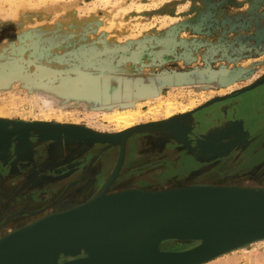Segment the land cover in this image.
Masks as SVG:
<instances>
[{"label":"rangeland","instance_id":"1","mask_svg":"<svg viewBox=\"0 0 264 264\" xmlns=\"http://www.w3.org/2000/svg\"><path fill=\"white\" fill-rule=\"evenodd\" d=\"M45 100L66 107L43 108ZM108 102L148 113L134 125L158 123L173 140L167 148L198 158L195 165L211 163L202 174H213L217 183L264 187V0H0V119L32 128L24 140L0 149L5 232L85 202L88 195L75 194L74 185L92 159L101 164L95 175L102 184L105 152L120 146L90 133L118 131L102 113ZM166 102L178 118L188 117L173 130L166 128ZM154 107L161 112L151 119ZM236 119L247 127L234 145L213 157L197 154V132ZM60 127L66 134H57ZM258 133L263 140L255 141ZM55 139L69 151L40 154ZM26 141L28 148L18 150ZM75 161L78 168L68 167ZM124 172L111 183L121 182ZM253 249L263 251L264 241L228 251L215 263L253 264L246 260ZM84 254L62 253L59 261Z\"/></svg>","mask_w":264,"mask_h":264},{"label":"water","instance_id":"2","mask_svg":"<svg viewBox=\"0 0 264 264\" xmlns=\"http://www.w3.org/2000/svg\"><path fill=\"white\" fill-rule=\"evenodd\" d=\"M247 110L248 107L245 112ZM23 123L15 121L10 127V123L0 119V128L9 129L6 138L10 140L9 145L21 136L19 132L23 128L29 131L24 137L32 132V128L24 126ZM91 134L94 139L109 141L102 138V133ZM124 156L125 145L122 147L114 174L106 185L119 173ZM176 203H204L210 205L211 209L177 217L133 250L92 253L80 246L72 245L143 211L162 204ZM167 234L171 236H165ZM262 236L264 209L242 205L214 184L191 185L157 193H145L122 205H116L113 201L88 200L76 209H69L57 216L28 225L6 238L0 243V264H20L44 248L52 249L55 264H198L199 261L203 263L210 261L252 241L228 248L233 244ZM163 237H166L167 241H191L193 244L186 248L162 249L159 245L165 241ZM82 250L85 251L83 256L63 263L58 261L62 253L76 255Z\"/></svg>","mask_w":264,"mask_h":264},{"label":"bare ground","instance_id":"3","mask_svg":"<svg viewBox=\"0 0 264 264\" xmlns=\"http://www.w3.org/2000/svg\"><path fill=\"white\" fill-rule=\"evenodd\" d=\"M109 3L110 2L106 1L107 6L110 5ZM112 22H113V20H112ZM113 23H111L112 26L110 24V26H111L110 28H112L114 25H115L114 27H116V25L119 26V24H121V22H119L117 24L114 23V25H113ZM12 47H13V45H12ZM62 103H64V102H62ZM62 103L60 102V100L56 103H53L50 101L48 102V100H45V103H43L42 107L43 108L44 107H47V108H52V107L53 108H55V107L60 108L61 107V109H59V110H60V112L61 111L63 112L65 109L64 107H66L65 106L66 104H62ZM110 103L108 102V105ZM117 105H121V107H123V108L126 107V104L124 102L123 103L121 102L118 104H112L111 103V105L107 108V110L102 111V113L107 120H109L110 122H113L115 124L116 130H118V131L114 132V133H104V134L102 133L101 136H102V138H106L105 140H109L110 143H113V144L119 143V145H120L119 158L121 155V150H122L123 145H125V154H126L127 140L133 134L138 133V132H144V131L145 132H153V133L154 132H159V133L163 132L160 130L161 127L158 123H155V125H153V124H151L152 122H147V123H149L147 125L146 124H141L140 126L134 125L140 119L145 118L148 113L147 114L145 113L146 115H143L142 110H140V109L122 110V109H120V107H117ZM62 107L64 109H62ZM164 107H166L165 111H164V115H165V117L169 118V121H168L169 123L166 126V128L173 130L177 125L176 122H180L182 120H188V117H182V118L179 117L178 118L176 111H175V107L171 103L166 102V106L164 104ZM164 107H162V108H164ZM158 108L154 107V108L149 109L151 112H154L153 113L154 118H151V119H156L157 116L159 117L158 113H159V111L161 112V110H160V108L159 109ZM186 109L187 108H181V111H185ZM0 115L3 116V113H0ZM42 118L48 120L47 117H42ZM150 125H152V126H150ZM24 129H26V128H23V130H20L19 133H21V136H19L18 139L24 140V138H25L24 136L27 134V132H29V131H26L28 129H26V130H24ZM66 129H64L63 127L57 128V134L58 135L66 134ZM149 129H151V130L158 129V130L151 131ZM244 130L245 129L243 127V123L239 119L228 120L227 122L223 121L220 125H216V126L209 128L205 133L201 134L200 137L196 138L197 141H196L195 150H197V154H199V155H205L206 157L212 156L215 153L221 152V150L227 149L230 146L234 145L236 143V141L241 138V135L244 133ZM8 134H9V129L7 127L0 128V147H2V150H4L6 148V146L9 145L10 140H6V138L8 137ZM175 136H178V135L176 134ZM91 137H93V134H91ZM59 138H60V136H59ZM158 139H160V138H158ZM68 141H70V140H68ZM88 141H90V140H88ZM25 143H29V142L26 141V142L21 143L20 147H17V149L20 150L22 148H26V147L28 148V145ZM60 145H61V141L59 139H57V140L55 139V140H53V142H51L47 145V149H48V151H50V156H51V152L55 153L53 151H56V150H57L56 152H58V148L61 147ZM63 146H64V144H63ZM106 150H107V148H106ZM23 151H27V149L26 150L23 149ZM124 158H125V156H124ZM106 160H107L106 164L110 165L111 164V158L109 155L107 156ZM118 161H119V159H118ZM114 171H115V168H114L112 174H110V177H111V175L114 174ZM191 185H208V184L207 183L180 184L177 186H170V187L167 186V187L155 188V189H150V190H145V189L137 187V186H124V187H121L117 190L109 191L108 190L109 185L108 184L106 185V183H105V184H103V186H101V188H98L93 193H91V195L89 196V198L86 201H88V200H91V201L103 200V201H108V202L113 201V203H115L116 205L117 204L122 205V204L127 203L131 199H133L139 195L145 194V193L146 194L147 193H157V192H161V191H168L171 189H177V188L187 187V186H191ZM214 185H217V188H219L220 190L229 193L233 197L234 201H237L242 205H246L247 207H255L257 209H264V187H261V186L256 187V186H248V185H228V184H223V183H218V184H214ZM144 191H145V193H144ZM85 202H83V203H85ZM83 203L77 204L75 206H72V207H69L66 209H61V210H56V211H47L42 216L38 217L37 219L32 220L23 226L17 227L9 233L5 232L4 229L1 228V226H0V243L2 241H4L6 238H8L9 236H11L12 234H15V233L21 231L23 228L27 227L28 225H32V224L37 223L39 221L57 216L60 213L68 211L69 209L70 210L76 209L77 207L81 206ZM210 209H211V206L208 204H204V203L162 204V205H159L153 209L143 211V212H141L137 215H134L128 219H125V220H123L117 224H114L111 227H109V228H107V229H105V230H103V231H101L95 235H92L91 237H89L87 239H84L82 241L74 243L72 245L80 246L81 248L87 249L92 253H105V252H114V251L133 250L136 247H138L141 243H143L147 238H149L154 233H156L157 231L162 229L164 226L172 223L177 217H179L183 214H186V213L204 212V211H208ZM165 236H171V235L167 234ZM163 238L165 240L164 242H167V240L165 239L166 237H163ZM259 240L264 241V236L259 237V238H255V239L245 240V241L233 244V245L229 246L228 248L234 247V246L239 245V244L244 243V242H249V241L254 242V241H259ZM228 248H226V249H228ZM162 249H164V248H162ZM80 256H83V255H80ZM76 257H73L72 259H74ZM69 260H71V259H69ZM246 260L247 261H253V264H264V250L258 251V250L253 249L251 252H249V254L246 255ZM58 261H59V259H58ZM197 263L201 264L203 262L199 261ZM20 264H55L53 251L51 248L41 249V250L37 251L36 253H34L33 255H31L30 257H28L27 259H25Z\"/></svg>","mask_w":264,"mask_h":264},{"label":"flooded vegetation","instance_id":"4","mask_svg":"<svg viewBox=\"0 0 264 264\" xmlns=\"http://www.w3.org/2000/svg\"><path fill=\"white\" fill-rule=\"evenodd\" d=\"M221 123L222 122H217L214 125H210V127L220 125ZM260 126L261 128L263 127L262 124ZM244 127H247V125L245 124ZM203 131L197 132V134H195L194 136H197V138L200 137ZM156 133L158 134H155V132L154 133L145 132V131L138 132L128 138L126 144L127 146L126 154L123 161L124 165L122 164L120 169L121 174L123 173V170H125L123 175L124 179L121 180V182L119 183L116 182L118 181L119 178L115 179L113 183H109L108 184L109 191H114L124 186H137L143 189L145 188L155 189V188H162L167 186L169 187V186H177L180 184H192V183L209 184L210 182V184H218L216 182L219 179L218 177L215 176L213 177V174L211 173H208L206 175L202 174V172L208 169L211 163L204 162L205 164H202V166L195 165L196 162H199L197 160L198 158H193L190 155H184L181 151L176 150L174 148L173 149L167 148L168 144H170L168 142L170 141L173 142L171 138H166L165 135L168 134L167 132H160V133L156 132ZM261 138H262L261 134L258 133L256 135L255 141L263 140V138L262 139ZM249 139H251V137ZM167 140L169 141L167 142ZM51 142L45 143L43 147H41V150H39L40 154L41 152H43L45 153V155L50 156V151H48L47 145ZM59 148H58V152H56L57 150L53 151L55 153L51 152L52 157L59 154L63 149L61 147ZM64 151H69V148H67V150L63 149L61 153H64ZM97 151H95V155H97L96 154ZM119 153H120V149L117 145L115 146L113 145L112 148H110L108 151L105 152V156L108 155L110 156L111 164L113 161V167L111 166V164L110 165L106 164V168H104V171L102 172L101 170L100 177L104 179L102 184L96 182L97 175H95L100 170L101 164L99 161H97V159L90 160L86 165V167L83 170H81L80 175L75 180L76 181L75 182L76 184L74 185V187L76 188V190L74 191L75 194L84 195V196L88 195L87 196L88 199L91 193H93L96 189L101 188V186H103V183L105 184L108 181L107 178H110V174H112L115 168L114 164L117 160V157L119 159ZM80 163L81 161H75L72 163H67V165L68 167L72 166L73 168H78L81 165ZM10 169L16 170V167L11 166ZM199 173H201V177ZM64 190L65 189L61 191V194L64 192ZM55 201H56L55 205L59 206L58 201L57 200ZM172 246L173 245H171V247ZM72 258L73 257H70L66 260ZM64 261L60 260L61 263H63Z\"/></svg>","mask_w":264,"mask_h":264},{"label":"crops","instance_id":"5","mask_svg":"<svg viewBox=\"0 0 264 264\" xmlns=\"http://www.w3.org/2000/svg\"><path fill=\"white\" fill-rule=\"evenodd\" d=\"M209 128H211L210 125H209L206 129H204L203 133H205ZM203 133H202V134H203ZM167 242H168V241H167ZM168 243H169V244H168L167 246H165L164 249H169V248H170V249H171V248L175 249V248H174L175 246H172V247H171L172 244H171L170 242H168ZM217 260H218V259H212L211 261H209V264H217V263H215V262H218ZM222 262H223V261H220V263H222Z\"/></svg>","mask_w":264,"mask_h":264}]
</instances>
